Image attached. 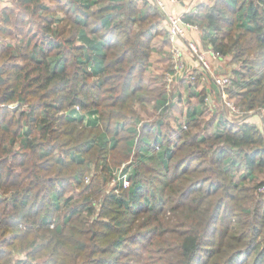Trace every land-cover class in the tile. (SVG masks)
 I'll list each match as a JSON object with an SVG mask.
<instances>
[{
	"label": "trees",
	"instance_id": "trees-1",
	"mask_svg": "<svg viewBox=\"0 0 264 264\" xmlns=\"http://www.w3.org/2000/svg\"><path fill=\"white\" fill-rule=\"evenodd\" d=\"M11 1L0 8V264H264V133L224 116L192 130L202 98L190 129L167 136L172 70L154 75L152 56L173 53L158 1ZM183 19L240 60L230 97L262 110L264 0H214ZM153 100L151 141L141 111ZM124 127L131 183L107 192L86 182L88 155L113 172Z\"/></svg>",
	"mask_w": 264,
	"mask_h": 264
},
{
	"label": "rangeland",
	"instance_id": "rangeland-1",
	"mask_svg": "<svg viewBox=\"0 0 264 264\" xmlns=\"http://www.w3.org/2000/svg\"><path fill=\"white\" fill-rule=\"evenodd\" d=\"M11 3H12L11 0L7 2L0 1V8L5 6L6 4H11ZM163 11L165 12V9H163ZM200 30L201 29H199V31ZM249 53L251 52L249 51ZM190 55L195 60V57L192 54ZM248 56H251V54H247L245 57H248ZM159 58H160V55H158L157 53H154L152 56V62L154 63L153 74L157 75L158 74L157 72H162V70L166 72V70H168L169 68H170V71L172 70L169 73L166 72V78H165L166 81L164 80L163 86L164 88H167L168 90L166 92V96L168 95L170 99L176 102V103L174 102L175 104L169 108V112L167 113L168 116L165 117L167 126L165 124V126L163 127V130L167 134V136L174 135V138H177L178 134L182 132V129L185 131L190 129L191 123L188 124L187 112L190 109L192 110L193 104H197L199 101L201 102L202 98H205V100L202 102L204 106V112L203 114L199 116L201 124L194 128L192 127V130H195V131L205 130L206 132L208 131L210 132L217 127L219 123V118L224 116L225 118H229L231 121H234V122H238V121L243 122L244 120H247L252 123H255L260 128L261 132L264 133V108L262 110L261 109L246 110L245 106L239 105L240 112L237 114L231 113L229 111V108L225 107L222 99L220 98V94H215V95L213 94L212 97L214 99L209 98L210 95L208 93L207 87L211 86L213 82L210 79L209 75L199 73L198 70L195 69L193 66L192 67L190 66L189 68L187 63H186L187 64L186 66L184 65L185 67L184 70L180 71L177 68L175 69L174 68L175 60L173 56H172V61H171V58H170V61L168 59L160 61ZM167 58H169V56ZM232 58H233L232 52H226L223 54L222 61L225 62L229 66L230 68L229 72H232L235 69L241 68L242 66V63L240 62V60H235V59L233 60ZM253 59H254L253 57L247 58L249 65H253ZM182 61H185V60L183 59ZM211 62H213V66L217 68L218 63L216 62V60L211 59ZM243 65L244 67L242 68L243 69L246 68L244 60H243ZM191 72L197 73V76L198 74H201L199 82H197L196 80L197 77L195 80L191 78V75H190ZM191 80H193L196 83L197 85L196 88L199 91H201V96L193 97L190 93V90L187 89V84L191 82ZM153 82L154 84L156 83L155 81ZM157 85H161L160 81L159 83H157ZM236 88L238 91V87ZM154 104L155 103L153 100L151 103L147 105L146 109H143L141 111V116L143 118V124L144 125L147 124L148 126V128L143 129V133H144V136H146L145 138H148L151 141L154 140L155 133H156L155 130L154 131L151 130V127L156 123L159 117V112L154 107ZM210 120L212 122L208 124V121ZM181 124H183V128L180 127ZM129 126L130 125H126V127H129ZM126 127H124V129H121L118 133V136L120 137L118 148L115 150H110L107 154L108 155L107 161H109V169H111V171L113 172L116 171L121 165H125V167H127L131 163L132 164L135 163V159H136L135 155H136L137 149L134 151V148H136V146H134V148L132 147L131 149L132 155L129 157V160H124L123 158L126 156L125 154L128 150L127 149L128 141H130L131 138L133 137L132 133H130L128 129H126ZM165 141L167 142V139ZM157 149H159V152H161V150L163 149V146ZM102 156L103 155H100L99 150L91 151V153L88 155L87 164H88L89 169L87 171L88 176L86 177V182L88 183L94 177H96L97 182L102 183L103 187H105L107 192L109 191L120 192L123 189L119 185L120 183L117 178L119 173L116 174L115 176V173L111 172L112 173V176H111V173H108L107 169L104 168L103 165L100 166L98 164V160ZM241 173L242 171H239L238 175H240ZM247 181H248L247 182L248 184L252 183L249 180ZM67 192L68 194L72 193L70 190ZM27 250L29 252L30 249H27ZM21 255L26 257L25 253H22L19 251L16 253V258Z\"/></svg>",
	"mask_w": 264,
	"mask_h": 264
},
{
	"label": "built area",
	"instance_id": "built-area-1",
	"mask_svg": "<svg viewBox=\"0 0 264 264\" xmlns=\"http://www.w3.org/2000/svg\"><path fill=\"white\" fill-rule=\"evenodd\" d=\"M6 2L8 0H0ZM158 4L164 9L162 1L158 0ZM195 8V7H194ZM182 14L170 13L167 17L169 38L172 43V53L175 60L174 68L180 71L184 70L187 64L183 60V48L179 45L186 36L188 29L196 27V23H185ZM186 45L189 47L191 54L195 57L198 66L200 67L199 73L209 75L210 79L214 81L219 89L220 98L222 99L225 107L229 108L231 113L237 114L240 112V108L233 98L230 97L229 88L236 82V76L232 72L218 73L216 68L213 66L211 59L216 61L223 58L222 53L215 50L213 47L203 48L195 40L188 38ZM195 68V67H194ZM196 69V68H195ZM198 70V69H197ZM191 78L196 79L197 73L191 72ZM192 80V81H193ZM210 98V97H209ZM212 99V98H211ZM79 108V107H78ZM125 165H121L113 173L118 174V181L123 187H128L131 183L130 175L132 172Z\"/></svg>",
	"mask_w": 264,
	"mask_h": 264
},
{
	"label": "crops",
	"instance_id": "crops-1",
	"mask_svg": "<svg viewBox=\"0 0 264 264\" xmlns=\"http://www.w3.org/2000/svg\"><path fill=\"white\" fill-rule=\"evenodd\" d=\"M153 1V0H150ZM158 1V0H156ZM163 2L164 4V9H165V13L168 17V15L170 13H176V14H182L184 15L185 13H187V11H190L191 9H193V7H196L199 4H212L214 0H160ZM158 3V2H157ZM165 27H167L168 30V22L167 20L164 21ZM168 36H169V32H168ZM188 38L195 40L198 44H200L203 48H206L207 46L204 44L205 42L203 41L202 38V32L199 31V28L197 29L196 27L190 28L188 29L187 32V36L180 41L179 45L182 46L183 48V59L185 60L184 62L188 64V67L190 68V66L195 67L196 69H200V67L198 66V62H196V60H194L192 58V56L190 55L191 52L189 50V47L186 45ZM171 41V40H170ZM223 59H220L218 61H216L218 63L217 65V72L218 73H225V72H229V66L222 61ZM213 81V80H212ZM196 86H193L192 82L187 84V89L190 90V93L193 91H199ZM208 88V93H209V97L213 98V94H219V89L216 86V84L214 83V81L212 82V85L207 87ZM191 93V94H192ZM193 97H197L196 94L192 95ZM214 99V98H213ZM199 104V102L197 103V105ZM202 106V105H201Z\"/></svg>",
	"mask_w": 264,
	"mask_h": 264
}]
</instances>
